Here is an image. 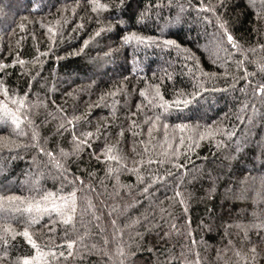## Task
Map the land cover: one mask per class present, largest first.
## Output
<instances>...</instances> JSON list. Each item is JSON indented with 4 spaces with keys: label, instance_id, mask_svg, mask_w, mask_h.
Returning <instances> with one entry per match:
<instances>
[{
    "label": "trees",
    "instance_id": "trees-1",
    "mask_svg": "<svg viewBox=\"0 0 264 264\" xmlns=\"http://www.w3.org/2000/svg\"><path fill=\"white\" fill-rule=\"evenodd\" d=\"M199 3L0 0V115L7 122L0 125V197L34 201L76 190L74 224L46 214L29 227L38 242L60 246L58 264H264V95L255 93L264 84V0H204L213 12L197 11ZM220 23L243 54L218 47ZM129 33L159 42L126 44L122 38ZM156 85L165 100L190 103L167 112L152 108L140 90L151 96ZM228 88L227 95L216 92ZM25 93L26 107L16 113L13 100ZM207 96L213 102L202 104ZM11 113L22 118L19 129ZM157 115L160 127L144 154L139 141L149 139L145 119ZM181 123L198 131L211 127L215 135L191 149L185 144L174 161L141 165L138 181L127 169L142 154L163 159V125L170 126V137H179L173 128ZM74 135L87 139L78 154ZM106 145L121 159L105 160ZM57 160L67 173L55 167ZM73 176L83 184L73 183ZM13 207L20 211L0 212V223L22 233L32 217L25 204ZM68 240L76 241L72 249ZM33 254L19 234L0 247L4 264Z\"/></svg>",
    "mask_w": 264,
    "mask_h": 264
},
{
    "label": "snow or ice",
    "instance_id": "snow-or-ice-1",
    "mask_svg": "<svg viewBox=\"0 0 264 264\" xmlns=\"http://www.w3.org/2000/svg\"><path fill=\"white\" fill-rule=\"evenodd\" d=\"M99 7H107L104 6H96L93 8V11H97ZM159 7V5H157ZM215 9L213 7H210L204 3V0H200V3L197 7V11H207V12H213ZM181 11H183V8H181ZM143 16V14H142ZM217 20L219 21V17H217ZM220 28L222 29V33L218 37V47L223 49V46L227 44L228 46L232 47L237 51V53L243 54V50L239 43L235 40L233 35L228 31L227 27L224 23H220ZM49 32L52 34V36H55V29L49 28ZM98 34V33H97ZM122 40L124 43H131L133 41L136 42L137 45L140 44H146L151 45L153 43L159 42L158 37H151V36H140L136 33H129L126 34ZM163 43L166 46H171L175 44L174 41L165 40ZM88 44V41H85V45ZM47 53H41L40 55H46ZM245 60L236 61L237 66L239 67L243 63H245ZM16 63V61H14ZM20 63H23V61H20ZM0 67H3V65H0ZM261 70L264 71V65H261ZM247 74V73H246ZM203 75H208L207 73H204ZM155 90L151 96L148 95L147 91L145 89H141L140 93L142 96H144L148 102V105H150L152 108H158L161 109L162 112H167L170 107L173 106H179L180 104H188L190 103L189 100H176V101H167L164 99L163 95L160 92L159 85L154 86ZM4 94H8V90L5 88L3 89ZM255 93L264 95V84H261L259 87L255 89ZM200 93L195 92L193 95L198 96ZM28 94L25 93L24 97H17L13 100V103L18 105L16 109V113L19 112L20 108L26 107L25 98ZM109 95H115V93H109ZM147 105H145L146 107ZM138 109L141 107V105L137 106ZM5 112L9 113V110L5 108ZM12 115V121L15 124L16 128L19 129L20 125L22 123V118L17 116L15 113H11ZM23 119H27V117H23ZM161 120V115L155 116V118L152 117H146L145 122L148 124V137L149 139L147 141L140 140L139 143L144 145V154L149 153L150 149L148 145L151 143V140L153 139L152 133L154 130H157L160 127L159 121ZM31 123V121H29ZM69 124H72L73 121L69 120ZM133 124H135V121H133ZM170 126L168 124L163 125L164 129V139L160 142V146L162 148V151L158 153L159 156L163 157V159L159 160H153V159H145L144 155H141V159L139 161H133V163L136 165L135 167L128 168L127 170L133 173H136L137 180H142L143 177L140 175V166L141 165H147L151 166L152 164H163L166 160L174 161L176 158H178L181 155L180 148L187 144V147L191 149L193 144H198L199 140H203L205 138H209L215 135V130H213L211 127H208L205 131H198L197 128H193L190 125L181 123L174 126L173 131L175 132L178 130L180 132L179 137H176L175 135L169 136L168 128ZM185 133H189L188 135H185ZM23 134V133H21ZM86 136L90 137L93 135V133H87ZM228 135H231V133H228ZM33 139H36L37 133L33 131L32 133ZM179 141V143L174 144L173 142L175 140ZM74 142H75V148L74 151L79 153L80 150H82V147L87 145V139L81 140L80 138L76 137L74 135ZM153 147H155L153 145ZM39 151L43 153L44 155L53 158V153L50 151H45V149L40 148ZM61 155L67 156L69 153H65L63 149L60 150ZM114 151V146H105V149L103 150V155L105 160H120L121 157L111 155V153ZM97 159H100V156H97ZM176 168H182L183 165L176 163L174 165ZM55 167L57 169H60L64 171L65 173L68 172V170L65 168V165L60 163V161H55ZM120 168H109V172H115L119 173ZM119 179V176L117 175V180ZM154 179H163V177H156ZM77 181L80 182V184H83V180L78 176H73V183H76ZM154 182V181H153ZM144 191H148L147 186L145 187ZM175 195L177 197H181L180 192H176ZM180 203H184V200L181 198ZM16 203H22L25 204L26 207L23 209L24 212H26L32 219L28 222V225L24 227L22 233H17L11 224L7 223H0V247L8 245L9 240L14 239L16 235H22L27 243L31 245L32 249H34V254L31 256H24L23 258H18L15 261V264H58V260L60 257L64 256L63 252H58L57 248L60 247L59 245L53 244L51 247H49L48 244H42L38 242V239L35 238L36 234L29 231V227L31 224L37 223L38 221L35 219V217H43L46 214H55L60 217V222L64 223L66 225L68 224H74L75 222V215L77 212V197H76V190L74 189L71 193H68L67 195L59 196L57 197L54 193H46L43 196H41L38 200L34 201H28L25 200L22 197L18 196H9L6 199L0 197V212L4 213L5 216H7L11 212H18L20 209L13 207ZM89 207L91 208V204H89ZM51 229H49V233L46 235L51 234ZM76 241L68 240L66 241L67 248L72 249ZM253 252H255V248L252 249ZM118 254L123 256V249L118 248ZM69 255H72L71 252H69ZM4 257H0V264H4ZM120 264H123V260H121Z\"/></svg>",
    "mask_w": 264,
    "mask_h": 264
},
{
    "label": "rangeland",
    "instance_id": "rangeland-1",
    "mask_svg": "<svg viewBox=\"0 0 264 264\" xmlns=\"http://www.w3.org/2000/svg\"><path fill=\"white\" fill-rule=\"evenodd\" d=\"M212 56L213 57H215L214 59H218V57H217V55L219 54V50H218V48H217V46L215 45V48H214V50H212ZM229 90H231L230 88H228V89H218L216 92H218V91H223V93H225L226 95L228 94V92H229ZM213 100H214V98L212 97V96H207L206 98H203L202 100H201V103L202 104H206V103H210V102H213ZM182 110V109H181ZM209 110V109H208ZM0 125L1 126H5V125H7V122H6V120H5V116L4 115H0Z\"/></svg>",
    "mask_w": 264,
    "mask_h": 264
}]
</instances>
